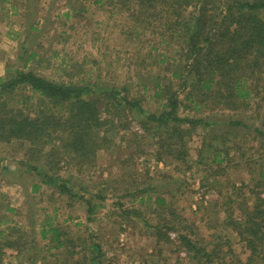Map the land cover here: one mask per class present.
<instances>
[{
  "label": "rangeland",
  "instance_id": "obj_1",
  "mask_svg": "<svg viewBox=\"0 0 264 264\" xmlns=\"http://www.w3.org/2000/svg\"><path fill=\"white\" fill-rule=\"evenodd\" d=\"M94 1L0 0V79L17 69L33 70L57 82L82 81L94 90L114 87L139 100L142 108L127 109L116 118L119 129L108 132L112 143L93 165L81 168L63 156L54 166L56 175L68 180L73 197L43 184L34 169L53 175L45 163L49 146L43 154L33 153L27 143L0 142V229L17 224L37 244L6 249L0 264H90L94 242L100 243L104 264H196L181 241L188 232L197 248L212 245L211 264H247L249 253L228 218L241 217L240 210L254 203L252 189L264 197L263 184L255 180L264 169V137L224 120H241L264 131V89L249 107L230 110L209 103L199 113L181 108L179 116L203 115L213 125H200L186 137V162L173 160L156 144V129L147 133L142 123L160 111L162 102L154 96L158 81L185 97L183 79L173 78L185 66L179 48L150 33L138 34L114 0H104L103 6ZM32 53L36 55L28 61ZM161 55L178 61L168 67L160 63ZM21 93L12 104L21 107L20 101L31 95ZM224 148L230 160L213 163L215 149ZM156 197L170 208L156 207ZM86 201L96 205L91 214ZM45 214L73 242L48 249L39 234ZM163 218H175L172 229L163 226ZM185 223L193 232L184 230ZM72 249L78 252L70 255Z\"/></svg>",
  "mask_w": 264,
  "mask_h": 264
},
{
  "label": "trees",
  "instance_id": "obj_2",
  "mask_svg": "<svg viewBox=\"0 0 264 264\" xmlns=\"http://www.w3.org/2000/svg\"><path fill=\"white\" fill-rule=\"evenodd\" d=\"M93 3L105 5L104 0ZM114 3L131 18L138 34L140 31L150 33L159 38L160 43L169 47L175 44L179 48V61L185 66L183 72H175L173 78L183 79L185 97L181 99L177 92L158 81L154 96L162 102L160 111L149 114L142 128L147 133L155 128L156 144L173 160L186 162V137L200 125L213 124L203 115L179 116L181 108H191L199 113L208 108L209 103L230 110L249 107L264 89V0H114ZM35 55L32 53L28 61ZM161 56L160 63H167L168 67L178 61L173 57L168 62L169 57ZM22 91L31 93L20 101L29 109L12 104L13 98ZM33 99H36L35 103L31 102ZM127 109L141 112L140 101L129 99L114 87L94 90L93 86L82 81L57 82L33 70L17 69L7 79H0V142L27 143L33 153L43 154L49 146L45 163L53 175L41 167L34 169L43 184L73 197L68 180L58 177L54 166L63 156L70 157L81 168L93 165L98 153L112 143L108 132L119 129L116 118L123 117ZM224 121L231 127L254 129L264 137V131L241 120ZM215 150L213 163L230 160L227 148ZM257 179L264 186V169L259 171ZM137 192L132 194L138 195ZM251 194L254 203L246 204L240 210L241 217L230 215L228 219L249 253L247 264H264V197L256 189H252ZM148 201L151 207V196ZM86 202L88 213H93L96 205ZM154 204L163 209L170 208L162 197H156ZM168 212L177 218L174 211L168 209ZM175 218H163V226L172 229ZM3 223L0 219V226ZM185 225L184 230L193 232L191 225ZM40 231L41 239L48 242V249H62L67 242H73L63 238L62 230L53 226L49 214L44 215ZM181 241L189 252H193L191 258L196 264L215 262L214 253L208 248L212 245L197 248L189 232L182 234ZM36 245L17 224L0 229V258L6 249L16 251L27 246L37 248ZM89 249L88 262L104 264L100 243L94 242ZM67 252L74 255L78 251Z\"/></svg>",
  "mask_w": 264,
  "mask_h": 264
}]
</instances>
